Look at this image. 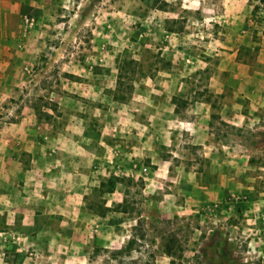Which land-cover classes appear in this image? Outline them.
<instances>
[{"label": "rangeland", "instance_id": "374dc122", "mask_svg": "<svg viewBox=\"0 0 264 264\" xmlns=\"http://www.w3.org/2000/svg\"><path fill=\"white\" fill-rule=\"evenodd\" d=\"M21 2L0 129L57 203L0 199V264H264V0Z\"/></svg>", "mask_w": 264, "mask_h": 264}, {"label": "crops", "instance_id": "0c3cea01", "mask_svg": "<svg viewBox=\"0 0 264 264\" xmlns=\"http://www.w3.org/2000/svg\"><path fill=\"white\" fill-rule=\"evenodd\" d=\"M25 1L27 5L32 2V0ZM22 6L21 0H0V96L9 95L10 83L14 81L8 70V68L13 66L12 63L14 62V53L16 51L13 45L15 32L12 28V22L16 15H20ZM239 93L234 94L237 101L231 105V107H236L235 109H239L243 104L244 96ZM18 129H16L15 124L7 131L0 129V199L3 196L8 198L9 195L8 200L10 202L17 200V198L22 199L21 203L15 201L13 205L9 201L7 202L14 210L25 208L23 206L28 204L25 201H29V196L32 194L39 197L42 196V201H46L48 204H56L57 201L54 195H43L41 193L42 188H44L43 184L48 186L49 182L53 184L55 181L53 179L54 172L48 174L54 168V166H48L53 164L54 161L51 159V154L48 153L43 143L37 140H28L25 131H19ZM18 148H20L21 152H25V155H22L19 151L15 152ZM5 176L6 178L4 179L3 177ZM4 184H6V188ZM32 188L34 189L31 192ZM3 189H7L8 193H4ZM51 194H54V191ZM68 196L70 195L68 194ZM70 201L72 202V200ZM8 204H6L7 208L11 209ZM0 207L5 208L2 201H0ZM56 210L54 208L52 211ZM77 233H79L78 230ZM48 234L51 235L46 237L47 241H53L55 234Z\"/></svg>", "mask_w": 264, "mask_h": 264}, {"label": "trees", "instance_id": "16d2710c", "mask_svg": "<svg viewBox=\"0 0 264 264\" xmlns=\"http://www.w3.org/2000/svg\"><path fill=\"white\" fill-rule=\"evenodd\" d=\"M119 77H120V75H119ZM119 81H120V80H119ZM108 182H109V184L111 185V187H110L107 191H108V192H111L112 189H113L112 187H113L115 181H114L113 179L109 178V179H108ZM107 209H108V208H106L105 206H98V207H97V210H95V211H96V213H97L98 215H104V214L106 213ZM170 253H171V252H170V249H169V248L166 249V254H167L168 256L171 255Z\"/></svg>", "mask_w": 264, "mask_h": 264}, {"label": "built area", "instance_id": "2783aa9c", "mask_svg": "<svg viewBox=\"0 0 264 264\" xmlns=\"http://www.w3.org/2000/svg\"><path fill=\"white\" fill-rule=\"evenodd\" d=\"M23 21L26 25H29V26H31L33 24V18H31L29 16H24Z\"/></svg>", "mask_w": 264, "mask_h": 264}]
</instances>
